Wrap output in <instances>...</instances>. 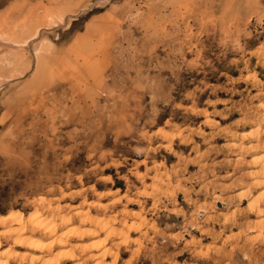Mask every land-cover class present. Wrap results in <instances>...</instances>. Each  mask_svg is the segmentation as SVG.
<instances>
[{
  "label": "rangeland",
  "instance_id": "374dc122",
  "mask_svg": "<svg viewBox=\"0 0 264 264\" xmlns=\"http://www.w3.org/2000/svg\"><path fill=\"white\" fill-rule=\"evenodd\" d=\"M262 104L264 0H0V214L118 196L104 264H264Z\"/></svg>",
  "mask_w": 264,
  "mask_h": 264
},
{
  "label": "bare ground",
  "instance_id": "6f19581e",
  "mask_svg": "<svg viewBox=\"0 0 264 264\" xmlns=\"http://www.w3.org/2000/svg\"><path fill=\"white\" fill-rule=\"evenodd\" d=\"M203 121L211 124L213 119L207 116ZM253 129V134L259 133L260 130L264 133V126L258 125ZM158 131L175 133L166 132L163 129ZM252 132L248 131L249 136ZM258 140L246 144L247 148L254 147ZM239 145L245 146L243 143ZM239 157L237 156L236 159ZM253 160L255 172L247 189H250L253 184L261 189L251 197L247 205L251 209H260L264 206V151L253 157ZM152 187H155V183ZM115 191L106 190L96 193L99 198H102ZM38 199L40 202L45 201L44 196H39ZM118 199L119 197L115 196L108 202L87 200V207H76L71 214L59 211L45 213L39 209L28 213L20 209H10L0 214V264H66L67 261H72L71 264H87L92 259L96 261L93 264H104L107 257H112V261L117 260L120 245L132 239V232L141 229L145 220L144 215L140 214L141 211L133 208H125L112 214L93 208L94 206L105 208L108 203L118 202ZM257 216L259 217L255 219V223L261 227L262 233L264 232V216ZM141 234L144 233L141 232ZM112 237L114 242L109 244V239ZM85 239H89V242H81Z\"/></svg>",
  "mask_w": 264,
  "mask_h": 264
}]
</instances>
